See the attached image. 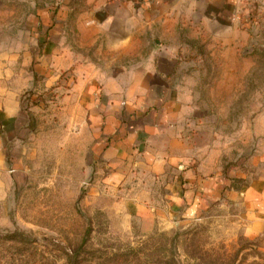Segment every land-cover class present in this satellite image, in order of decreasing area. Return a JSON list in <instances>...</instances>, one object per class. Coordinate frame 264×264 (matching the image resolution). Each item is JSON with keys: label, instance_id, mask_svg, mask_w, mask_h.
Masks as SVG:
<instances>
[{"label": "rangeland", "instance_id": "1", "mask_svg": "<svg viewBox=\"0 0 264 264\" xmlns=\"http://www.w3.org/2000/svg\"><path fill=\"white\" fill-rule=\"evenodd\" d=\"M89 8L86 0H0V62L34 67L53 60V28L87 60L93 52L76 23ZM239 26L247 32L201 34L191 26L183 36L194 49L180 52L179 119L207 154L220 150L218 168L227 180L221 193L197 199L203 207L193 217L186 214L183 168L143 179L137 165L124 166L128 173L95 156L87 135L72 127L79 116L60 109L67 74L52 86L34 76L20 99L25 130L4 135L10 189L0 199V264H264V236L247 233L243 202L233 196L256 159L252 125L264 112V17Z\"/></svg>", "mask_w": 264, "mask_h": 264}, {"label": "crops", "instance_id": "2", "mask_svg": "<svg viewBox=\"0 0 264 264\" xmlns=\"http://www.w3.org/2000/svg\"><path fill=\"white\" fill-rule=\"evenodd\" d=\"M86 2L90 8L78 18L76 31L93 52L87 60L80 61L73 44L66 47V41L57 38L62 31L53 28L50 35L56 37L48 52L54 51L53 60L34 67L33 62H0V199L10 189L4 135L26 126L20 120L22 94L34 86V76L52 86L62 83V75L67 74L70 88L60 109L79 116L72 127L87 135L93 154L119 162L128 173L132 171L125 167L137 165L136 173L143 179L159 178L169 167L183 168L189 188L186 214L196 216L203 207L198 205L201 197L215 196L217 189L221 193L227 180L218 168L220 150L210 148L207 154L206 145L188 136L187 125L179 119L175 83L180 52L194 49L183 36L191 26L201 34L221 35L222 29L227 34H245L240 21L264 17V0ZM253 123L252 132L259 138L256 159L245 176L246 185L233 196L243 202L247 233L264 236V112ZM210 173L214 177L204 178ZM142 205L138 209L144 216L148 210Z\"/></svg>", "mask_w": 264, "mask_h": 264}, {"label": "trees", "instance_id": "3", "mask_svg": "<svg viewBox=\"0 0 264 264\" xmlns=\"http://www.w3.org/2000/svg\"><path fill=\"white\" fill-rule=\"evenodd\" d=\"M13 237H17V234L12 235Z\"/></svg>", "mask_w": 264, "mask_h": 264}]
</instances>
